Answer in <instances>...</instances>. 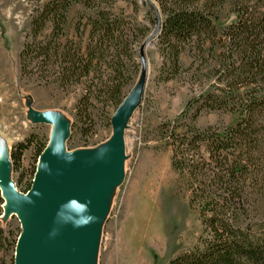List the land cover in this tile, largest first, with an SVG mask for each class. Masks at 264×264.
<instances>
[{"label":"trees","instance_id":"trees-1","mask_svg":"<svg viewBox=\"0 0 264 264\" xmlns=\"http://www.w3.org/2000/svg\"><path fill=\"white\" fill-rule=\"evenodd\" d=\"M116 1L36 3L30 40L19 54L21 72H34L58 90L81 86L77 115L89 121L93 100L116 111L134 80V44L158 27L162 81L184 80L201 89L181 114L156 128L160 144L171 150L178 189L202 226L198 244L167 264H264V0H126L133 12L140 2L147 8L150 29L115 14ZM73 5L91 14L77 21L70 37ZM183 53L192 59L187 68ZM139 68L133 64L131 74ZM211 112L235 121L195 126L201 114ZM47 142L36 144L38 157ZM32 143L12 148L14 174ZM31 182L19 190L27 192ZM2 205L0 197V215ZM20 231L0 221V264H14Z\"/></svg>","mask_w":264,"mask_h":264},{"label":"rangeland","instance_id":"rangeland-1","mask_svg":"<svg viewBox=\"0 0 264 264\" xmlns=\"http://www.w3.org/2000/svg\"><path fill=\"white\" fill-rule=\"evenodd\" d=\"M42 1L0 0V143L12 150L20 143L33 142L22 152L18 172L12 175L17 190L21 191L32 181L38 161L36 144L46 143L51 131L50 125L29 120L28 103L40 112L63 113L72 123L68 151L105 143L112 132L110 118L115 112L110 103L93 100L89 109L91 119H78L81 86L58 90L34 72H21L19 54L30 40V14L36 3ZM113 12L130 17L138 26L151 28L148 10L141 2L133 12L128 1L117 0ZM88 14L91 12L73 5L68 14L70 37L77 21ZM139 45L134 44L135 55L129 66L132 72L133 64H140ZM144 60L147 64L144 92L124 131L125 177L102 227L98 264H167L195 247L201 234L197 214L188 208V198L178 189L177 176L170 165L171 150L164 148L156 136V128L181 114L186 102L196 98L201 89L184 80L162 81L163 60L156 39L145 50ZM180 60L184 68L192 62L187 53ZM131 71L129 76L134 80L123 89L124 94L129 93L138 77ZM234 121L228 114L211 112L201 114L195 126L205 129ZM9 230L19 231L16 217L9 220Z\"/></svg>","mask_w":264,"mask_h":264},{"label":"water","instance_id":"water-1","mask_svg":"<svg viewBox=\"0 0 264 264\" xmlns=\"http://www.w3.org/2000/svg\"><path fill=\"white\" fill-rule=\"evenodd\" d=\"M158 32L157 27L139 45L138 77L111 116L105 143L68 151L72 123L63 113L40 112L28 103L29 120L48 124L51 131L25 193L12 180L11 148L0 143V221L5 226L16 217L21 230L14 264H98L102 227L125 177L124 131L147 79L144 52Z\"/></svg>","mask_w":264,"mask_h":264}]
</instances>
